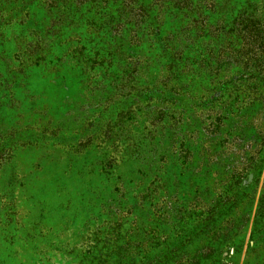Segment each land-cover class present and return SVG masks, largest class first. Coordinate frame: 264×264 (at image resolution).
<instances>
[{"label":"rangeland","instance_id":"rangeland-1","mask_svg":"<svg viewBox=\"0 0 264 264\" xmlns=\"http://www.w3.org/2000/svg\"><path fill=\"white\" fill-rule=\"evenodd\" d=\"M0 264H264V0H0Z\"/></svg>","mask_w":264,"mask_h":264}]
</instances>
